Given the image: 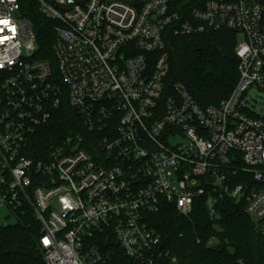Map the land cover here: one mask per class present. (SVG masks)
Listing matches in <instances>:
<instances>
[{"label":"built area","instance_id":"2783aa9c","mask_svg":"<svg viewBox=\"0 0 264 264\" xmlns=\"http://www.w3.org/2000/svg\"><path fill=\"white\" fill-rule=\"evenodd\" d=\"M23 1L0 0V207L38 222L46 264H152L151 215L199 197L211 218L241 202L264 237V116L248 102L264 90V0H204L188 17L179 0H34L54 22L49 57ZM219 28L237 33L239 77L200 105L167 82L166 32ZM66 104L74 128L34 145Z\"/></svg>","mask_w":264,"mask_h":264},{"label":"trees","instance_id":"16d2710c","mask_svg":"<svg viewBox=\"0 0 264 264\" xmlns=\"http://www.w3.org/2000/svg\"><path fill=\"white\" fill-rule=\"evenodd\" d=\"M203 1L179 0L178 10L188 17L190 8ZM23 12L35 32L39 55L51 56L54 22L38 10L34 0L23 1ZM237 41V33L226 28L187 35L166 32L168 84L181 82L200 105L219 103L239 77ZM74 123L75 112L66 104L42 127L33 144L62 138ZM27 155L34 157L35 153ZM217 210L218 215L211 218L199 197L187 215L171 204L153 213L151 224L160 243L152 264H262L264 237L244 212L242 203L224 199ZM39 234L38 222L28 213L14 223L0 224V264H46L38 245ZM210 238L213 241L208 245Z\"/></svg>","mask_w":264,"mask_h":264},{"label":"rangeland","instance_id":"374dc122","mask_svg":"<svg viewBox=\"0 0 264 264\" xmlns=\"http://www.w3.org/2000/svg\"><path fill=\"white\" fill-rule=\"evenodd\" d=\"M254 111L260 116H264V90H255L248 97ZM16 221L15 216L5 207H0V224H9Z\"/></svg>","mask_w":264,"mask_h":264},{"label":"snow or ice","instance_id":"6c2138e0","mask_svg":"<svg viewBox=\"0 0 264 264\" xmlns=\"http://www.w3.org/2000/svg\"><path fill=\"white\" fill-rule=\"evenodd\" d=\"M0 23L7 25L9 22L8 21H0Z\"/></svg>","mask_w":264,"mask_h":264},{"label":"water","instance_id":"95a60500","mask_svg":"<svg viewBox=\"0 0 264 264\" xmlns=\"http://www.w3.org/2000/svg\"><path fill=\"white\" fill-rule=\"evenodd\" d=\"M256 230H258V228Z\"/></svg>","mask_w":264,"mask_h":264}]
</instances>
